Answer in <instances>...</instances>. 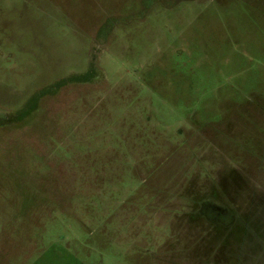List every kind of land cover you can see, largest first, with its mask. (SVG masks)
<instances>
[{"label": "rangeland", "instance_id": "374dc122", "mask_svg": "<svg viewBox=\"0 0 264 264\" xmlns=\"http://www.w3.org/2000/svg\"><path fill=\"white\" fill-rule=\"evenodd\" d=\"M0 264H264V0H0Z\"/></svg>", "mask_w": 264, "mask_h": 264}, {"label": "flooded vegetation", "instance_id": "af4514ba", "mask_svg": "<svg viewBox=\"0 0 264 264\" xmlns=\"http://www.w3.org/2000/svg\"><path fill=\"white\" fill-rule=\"evenodd\" d=\"M210 210L212 212L215 211V215H214V219L213 221H216V222H219L220 221V216L222 215L220 211V209L218 207H215V206H208V204H205V205H202L201 206V216L204 217V218H209V215L210 214Z\"/></svg>", "mask_w": 264, "mask_h": 264}]
</instances>
